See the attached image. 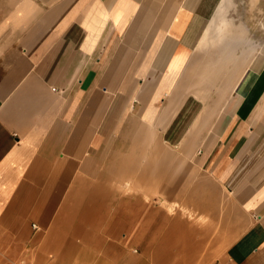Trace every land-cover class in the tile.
<instances>
[{
  "label": "crops",
  "instance_id": "crops-1",
  "mask_svg": "<svg viewBox=\"0 0 264 264\" xmlns=\"http://www.w3.org/2000/svg\"><path fill=\"white\" fill-rule=\"evenodd\" d=\"M222 4L0 0L3 228L27 244L118 239L122 216L110 230L101 216L107 185L131 188L116 168L146 142L169 171L163 196L193 221L166 229L156 261L264 264V52L237 55L247 29L217 16Z\"/></svg>",
  "mask_w": 264,
  "mask_h": 264
},
{
  "label": "rangeland",
  "instance_id": "rangeland-1",
  "mask_svg": "<svg viewBox=\"0 0 264 264\" xmlns=\"http://www.w3.org/2000/svg\"><path fill=\"white\" fill-rule=\"evenodd\" d=\"M223 3L217 16H228L236 25H242L247 29L246 39L240 42L236 53L252 64L254 59L256 61L262 57V52H264V0H223ZM215 11L216 8L212 13L214 14ZM209 23L210 20L206 26ZM249 40L252 43L251 49L257 46L253 57L249 55ZM214 57H218V54H214ZM239 74L240 72L236 74L235 80ZM153 140L155 147L157 141L155 138ZM135 146L137 150L128 151L116 168V170L120 169L123 180L129 179L130 175L134 176L135 180L129 190L124 182H112L107 185V190H109L107 205L103 210L105 213L101 215L105 220V229L109 230L112 228L113 214L122 216V232L118 234V239H115L111 233L101 232L97 235V238L101 239L98 247L94 246L98 242L94 237L85 243L81 236L53 238L54 240L45 237L27 244V242L22 243L15 239L10 231L3 228L5 226L0 223V264H174L173 261L177 258H171L169 254L166 255L165 262L156 261L160 256V247L166 229L171 227L173 222H177V219L190 220L191 224L193 221L182 215V209L172 202L173 198L171 200L163 196V185L160 180L162 173H169L168 168H163L164 172L161 173L158 168L153 167L156 161L153 157L155 152L149 149L146 142H140ZM160 149L161 152L172 157L171 152L165 148ZM207 186L209 195L212 197L219 195V189L216 186L208 181ZM113 194L121 197L116 200V205L113 204ZM137 202H139L138 206ZM170 205L175 206V210H170L168 208ZM135 207H138V210H134ZM145 223H147L146 226ZM101 226L103 229L104 223ZM87 227L90 230V227L95 228L96 226L90 224ZM33 228L36 229L37 226L34 224ZM215 249L209 242L205 247L200 246L198 259L202 260ZM168 260L170 262H167Z\"/></svg>",
  "mask_w": 264,
  "mask_h": 264
}]
</instances>
